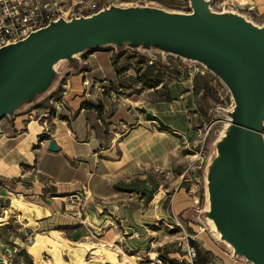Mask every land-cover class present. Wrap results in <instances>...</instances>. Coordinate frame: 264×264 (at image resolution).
Returning <instances> with one entry per match:
<instances>
[{"label": "rangeland", "instance_id": "obj_1", "mask_svg": "<svg viewBox=\"0 0 264 264\" xmlns=\"http://www.w3.org/2000/svg\"><path fill=\"white\" fill-rule=\"evenodd\" d=\"M37 2L41 9L47 11L49 18L57 21L88 17L112 7L153 8L172 13L192 10L191 0H37ZM195 3L197 12L205 13L202 1L195 0ZM209 6L215 11H234L225 0H209ZM114 13H116L114 9L106 12L107 15ZM216 17L220 20L227 19L226 16ZM263 19L255 17L250 20L259 23ZM65 26L66 23L40 30L33 34L27 43L8 47L7 57L1 68L0 85L10 74L22 70L43 52L52 35ZM148 36L146 35V39ZM246 54L253 62L259 63L260 57L255 51ZM212 63L214 69L221 72L230 83L237 82V79L232 78L231 73L224 70L216 60ZM214 69L210 68L204 59L180 55L155 43L146 46L144 43L133 44L125 38L120 41L112 39L64 57L54 67L49 82L24 101L30 102L25 105L27 108L38 105L39 108H46L47 114H50L53 108L59 117L65 113L72 117L82 107L87 108L83 106L86 100L97 105L101 103L99 97L109 94L110 91L120 94L124 117H128L130 110L137 117L149 119L154 130L164 132L176 144L170 155L158 157L154 162L147 163L146 160L137 164H134V161L128 162V171L131 172H128L129 182L127 186L125 185L128 189V192L124 193V196L128 197L127 201L131 206L138 203L142 206H151L158 195L163 201L170 199L179 186L186 192L189 191L187 195L196 196L195 208L198 212L194 215L196 217L191 216L190 220L202 225V220L205 223L206 220L209 222L207 212L203 209L207 208L205 203L207 184L221 159L220 144L226 139L224 134L228 131L230 120L234 119L231 90ZM237 95L241 98V92L237 91ZM68 98L74 101V106L78 104L75 111L70 110L72 106L67 101ZM102 108L101 103V110ZM147 108H150L149 114L146 112ZM92 110L95 117L96 114L99 115L100 112L95 108ZM128 118L133 120V117ZM90 125L95 133H100L101 126L94 123ZM130 125L132 122L126 123L124 128ZM261 126V137L264 141V118ZM70 201L71 197L68 199V202ZM96 203L98 202L94 199L83 202L79 197L74 205L68 206L67 210L72 211L78 221L74 229L69 230L70 235L80 236L78 240L86 243L111 240L112 235H108L110 233L108 229L112 225L109 226L107 222L100 227L94 222L99 216L100 209L105 212L104 208H100ZM99 204L104 205L102 202ZM86 215L89 221L83 220ZM150 223L148 224L150 234L145 238V244L141 249L125 246L123 237L126 235H121V230L117 235L120 238L116 241L121 248L116 246L113 249L109 248L113 243H109L107 247H102L104 243L97 246L87 244L89 250L84 254V259L86 261L90 259L88 262L92 264H101L103 255L109 257L107 250L116 254L111 259L113 264H116L119 256L122 260H138L140 264H184L178 258L183 255L185 244L195 243L187 219L179 216H162L154 217ZM17 225V221H10L0 228V241L4 242L6 239L11 243L19 237L28 242L32 238L31 230L18 233ZM208 226L205 228L207 231L211 229V226L210 229ZM216 226L221 236L225 238L226 225L217 220ZM221 236H217L218 238L215 236L219 244L222 243ZM5 252L0 248V257H7ZM28 256L24 254L22 260L27 262ZM203 256L205 257L201 252V257ZM196 258L195 251L194 263L198 260Z\"/></svg>", "mask_w": 264, "mask_h": 264}, {"label": "crops", "instance_id": "obj_2", "mask_svg": "<svg viewBox=\"0 0 264 264\" xmlns=\"http://www.w3.org/2000/svg\"><path fill=\"white\" fill-rule=\"evenodd\" d=\"M237 1L236 6H230L234 11L248 19L264 18V0ZM256 24L264 25V19ZM29 97L19 100L10 113L0 117V228L10 221H17V232L31 230L32 238L28 242L19 237L11 243L6 239L0 241V245H4L0 248L7 253V257H0V264H92L88 262L90 259H84L89 250L87 246L104 243L102 247H107L113 243L109 248H121L116 241L122 230L121 235H126L123 244L141 249L150 234L148 224L154 217L162 216L187 219L193 240L207 259L204 264H253L221 239L219 244L207 220L206 223L202 220V225L190 220L191 216L197 215V199L194 194L187 195L189 191L182 187L178 186L171 199L166 201L158 195L154 204L149 202L151 206L130 205L128 197L124 196L128 192V172H131L128 162H154L158 157L170 155L176 144L164 132L154 130L149 119L137 117L130 110L127 115L133 120L124 117L120 94L110 91L99 97L103 108L96 117L93 108L82 107L72 117L63 114L65 119L55 110L47 114L46 108L38 105L27 108L25 105L30 102L24 100ZM67 101L72 106L70 110L75 111L78 104L74 106V101L69 98ZM130 122L132 125L124 128ZM91 123L101 126L100 133L93 131ZM41 132L48 137H40ZM49 138L58 148L55 151L47 148ZM72 194L81 197L83 202L94 199L98 202L96 205L104 208L105 212L97 206L99 216L94 222L100 227L107 222L112 225L108 229L111 240L86 243L78 240L80 236L68 233L78 222L72 211L67 210L76 202L72 200L68 204V199H73ZM83 220H88L87 215ZM106 252L109 257L103 255L101 264L105 260L113 264L111 259L116 254ZM24 254L29 255L27 262L22 260ZM116 264L140 262L122 260L119 256Z\"/></svg>", "mask_w": 264, "mask_h": 264}, {"label": "water", "instance_id": "obj_3", "mask_svg": "<svg viewBox=\"0 0 264 264\" xmlns=\"http://www.w3.org/2000/svg\"><path fill=\"white\" fill-rule=\"evenodd\" d=\"M201 1L205 12L202 14L196 10L195 0H191V12L112 7L108 10H116L114 14L107 15L106 10L88 17L50 21L22 40L0 47L1 73L8 47L25 44L36 32L66 23L33 61L4 78L0 85V117L46 84L56 59L103 41L125 38L136 45L155 43L180 55L204 59L212 69V61L216 60L240 85L230 83L214 69L231 90L234 119L230 120L224 134L226 139L220 144L221 159L207 184L210 206L206 212L215 224L219 220L226 225L225 238L234 243L237 252L252 263L264 264V141L261 137L264 25L251 23L239 12L215 11L210 8L209 0ZM216 16L227 19L220 20ZM146 35H149L147 39ZM252 51L259 54V63L246 54ZM237 91L241 92V98ZM47 148L58 149L51 138ZM103 262L110 264L107 260Z\"/></svg>", "mask_w": 264, "mask_h": 264}, {"label": "built area", "instance_id": "obj_4", "mask_svg": "<svg viewBox=\"0 0 264 264\" xmlns=\"http://www.w3.org/2000/svg\"><path fill=\"white\" fill-rule=\"evenodd\" d=\"M225 1L229 7L239 3L237 0ZM53 20L45 9L39 7L37 0H0V47L22 40L30 32L47 26ZM71 196L73 199L68 204L78 198L76 194ZM185 245L183 255L178 260L184 264H194L195 248L187 243Z\"/></svg>", "mask_w": 264, "mask_h": 264}, {"label": "trees", "instance_id": "obj_5", "mask_svg": "<svg viewBox=\"0 0 264 264\" xmlns=\"http://www.w3.org/2000/svg\"><path fill=\"white\" fill-rule=\"evenodd\" d=\"M83 106H85V107H87V108H95L98 112H101L100 110H101V103H99V104H94V103H92L91 101H89V100H86V102H84V105ZM52 108V107H51ZM53 108H52V110H50V114H52L53 113ZM61 118H63V119H65V116L64 115H62V116H60ZM40 137H42V138H47L48 137V134H46V133H44V132H41L40 133ZM193 245H195V251H196V256H197V258H198V260H196V262L194 263V264H204L206 261H207V259H206V257H204L203 256V258L201 257V248L198 246V244H196V243H194L193 242ZM196 258V259H197Z\"/></svg>", "mask_w": 264, "mask_h": 264}, {"label": "bare ground", "instance_id": "obj_6", "mask_svg": "<svg viewBox=\"0 0 264 264\" xmlns=\"http://www.w3.org/2000/svg\"><path fill=\"white\" fill-rule=\"evenodd\" d=\"M231 11V10H230ZM232 12H234V11H232ZM247 18V17H246ZM250 20V19H249ZM251 21V23H254L252 20H250ZM256 24V23H255ZM258 25V24H257ZM168 52H170V51H168ZM77 52H74L73 53V55L74 54H76ZM62 59H64V57H60V58H58V59H56L55 60V62L53 63V68L57 65V63L60 61V60H62ZM206 201H207V204H206V209H209V202H210V200H208V191H207V198H206ZM208 218V220H209V222H210V226H211V229H212V231H213V234L215 235V236H221V233H220V230L219 229H217V227H216V224H215V222H214V220L210 217V216H208L207 217ZM221 240L224 242V243H226V245L229 247V248H231V249H234V243H231L229 240H227L226 238H224V237H222L221 236ZM253 264H256V263H253Z\"/></svg>", "mask_w": 264, "mask_h": 264}]
</instances>
